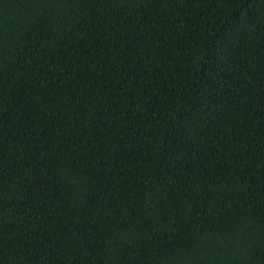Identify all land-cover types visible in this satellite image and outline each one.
<instances>
[{
	"label": "trees",
	"instance_id": "16d2710c",
	"mask_svg": "<svg viewBox=\"0 0 264 264\" xmlns=\"http://www.w3.org/2000/svg\"><path fill=\"white\" fill-rule=\"evenodd\" d=\"M0 264H264V0H0Z\"/></svg>",
	"mask_w": 264,
	"mask_h": 264
}]
</instances>
